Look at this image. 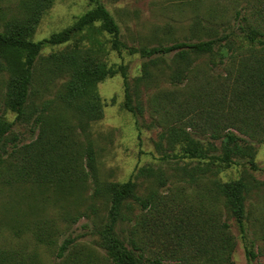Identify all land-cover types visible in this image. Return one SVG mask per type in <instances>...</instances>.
Listing matches in <instances>:
<instances>
[{"label": "rangeland", "instance_id": "rangeland-1", "mask_svg": "<svg viewBox=\"0 0 264 264\" xmlns=\"http://www.w3.org/2000/svg\"><path fill=\"white\" fill-rule=\"evenodd\" d=\"M29 1L0 0V31L24 14ZM99 1L120 25L122 41L138 49L222 36L225 31L239 27L244 17L250 20L255 17L252 20L255 22L258 12L253 14L264 6V0ZM95 6L92 0H54L37 27L35 41L47 39L72 26ZM238 12L241 17L237 16ZM100 37L105 44L103 59L109 66L126 65L128 80L133 85L148 60L140 54L113 51L109 42L111 37L106 34ZM84 44L90 43L85 40ZM63 49L64 46L47 47L43 55L49 56ZM194 68V73L202 69L212 77L224 75L219 66L208 65L205 60L196 62ZM7 79L8 75L0 70V118L14 123L10 139L16 137L7 145L4 158L9 157L14 144L20 149L32 145L34 151L45 146V139L39 140L41 129L37 114L29 121L19 122L16 113L5 108ZM149 82L140 88L138 97L133 91L134 103L142 105V114L135 115L124 108L121 75L99 83L103 118L91 122L86 131L79 122L76 123L72 112L61 110L57 113L76 123L80 142L93 144L97 172L87 168L89 177L85 185L60 189L23 181L8 184L5 180L12 178L6 176L0 163V264H111L99 233L106 224L109 203L103 194L96 196V179L102 183L132 181L142 198L155 197L156 208L160 211L142 210L130 201L125 208L128 217L118 227L123 237L135 240L145 260L157 259L163 264H212L205 262L206 259L201 258L205 255L201 253L207 248V256L217 255L226 237L224 225H229V239L235 249L229 262L223 264H264V141H250L255 152L253 162L250 158L239 157L229 167L217 166L220 169L205 161L183 158L180 148L172 151L167 141L161 139L162 134L173 126L174 108L166 95L175 88L166 77L160 76L158 68H153V78ZM63 83L64 80L58 81L50 88L40 86L36 105L42 108L51 101L54 107ZM183 87L196 92L194 83L182 85L180 89ZM199 135L192 134L194 139L206 144L211 141ZM213 143L220 146L219 141ZM145 168L153 169L155 175L142 174L141 169ZM240 179L249 188L244 238L216 184ZM164 213L170 216L166 225L174 232L168 241L160 230L166 225L157 224ZM65 241L72 244L63 257L60 252ZM247 250L252 251L255 258H249Z\"/></svg>", "mask_w": 264, "mask_h": 264}, {"label": "trees", "instance_id": "trees-1", "mask_svg": "<svg viewBox=\"0 0 264 264\" xmlns=\"http://www.w3.org/2000/svg\"><path fill=\"white\" fill-rule=\"evenodd\" d=\"M53 2L30 0L24 14L11 20L0 31V70L8 75L4 106L16 113L19 122L29 121L37 114L41 129L39 140L45 139V146L37 151L32 150V145L20 149L14 144L9 157L4 158L7 145L16 137L10 139L14 123L0 118V163L7 172L6 176L12 178L5 180L8 184L23 181L60 189L85 185L89 177L87 168L97 172V157L92 142L85 145L78 140L76 123L79 122L86 131L91 122L103 118L99 83L121 75L124 79V108L135 115L142 114V105L134 103L133 91L138 97L140 88L149 85L153 68H158L160 76L166 77L175 88L166 95L174 108L173 126L161 137L172 151L180 148L183 158L205 161L216 169L231 166L239 157L250 158L253 162L255 152L250 141H264V6L253 14L258 12L255 22H252L255 17L252 20L243 18L244 22L235 27L239 32L233 27L222 36L209 40L179 41L170 46L138 49L122 41L120 25L99 0H92L96 6L72 26L47 39L35 41L37 27ZM237 16L241 17V14L238 12ZM105 34L111 37L109 42L113 51L140 54L148 60L133 85L128 80L126 65L109 66L103 59L105 44L100 36ZM85 40L90 43L88 46L84 44ZM62 46L63 50L43 55L47 47ZM200 60L219 66L224 75L212 77L202 69L194 73L195 64ZM61 80L64 83L55 99L57 104L52 107L50 101L39 108L35 97L40 86L50 88ZM191 83L196 85L195 93L184 87L180 89L182 85L191 86ZM61 110L72 112L76 123L67 120L63 114L58 116ZM194 133L211 141L206 144L196 140L192 136ZM213 141H219L220 146ZM141 173L155 175L151 168L141 169ZM95 184L96 196L103 194L109 203L107 221L99 233L111 264H163L157 259L145 260L135 240L123 237L118 231L128 217L125 208L130 201L142 210L158 212L160 208H156L155 197L142 198L132 181L102 183L96 179ZM216 184L244 238L248 185L242 179ZM169 219L170 216L164 213L157 222L158 226L166 225ZM224 227L226 237L217 255L207 256V248L201 253L205 255L201 256L205 262H229L235 245L230 243L229 225ZM160 228L167 241L173 238L174 232L168 225ZM71 244V241H65L60 256L66 255ZM246 252L249 258H255L252 251Z\"/></svg>", "mask_w": 264, "mask_h": 264}]
</instances>
